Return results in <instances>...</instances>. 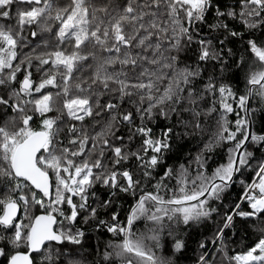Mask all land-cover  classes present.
I'll use <instances>...</instances> for the list:
<instances>
[{
    "label": "snow or ice",
    "instance_id": "obj_1",
    "mask_svg": "<svg viewBox=\"0 0 264 264\" xmlns=\"http://www.w3.org/2000/svg\"><path fill=\"white\" fill-rule=\"evenodd\" d=\"M0 264H264V0H0Z\"/></svg>",
    "mask_w": 264,
    "mask_h": 264
}]
</instances>
